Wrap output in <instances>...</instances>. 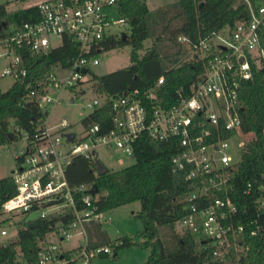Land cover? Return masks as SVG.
<instances>
[{
  "label": "built area",
  "instance_id": "2783aa9c",
  "mask_svg": "<svg viewBox=\"0 0 264 264\" xmlns=\"http://www.w3.org/2000/svg\"><path fill=\"white\" fill-rule=\"evenodd\" d=\"M243 1L249 17L235 26L215 30L197 41L184 34L178 37L187 49L186 59L203 62V71L188 86L179 87L175 97L165 95L161 75L143 93L128 89L118 96L97 95L86 104L92 113L110 101L113 126L106 132H101L103 123L87 124L83 119L82 129L75 131L70 119L62 117L54 125L45 119L37 139L29 141L24 135L27 143L11 174L16 193L4 200L0 196V246L19 238L20 225L30 221L32 213L36 215L33 219L54 222L37 259L29 261L20 253L14 261L0 264H96L104 255L115 254L110 244L93 245L86 231L87 224L111 222V211H101L95 203L94 183L71 185L67 167L78 155L101 160V149L114 154L116 148L134 157L135 143L144 134L172 141L179 148L172 157L173 167L186 171L190 190L185 197L188 212L177 225L212 246L214 255L225 264H246L227 256L244 250L241 234L246 230L251 235L264 234V175L246 184L245 191L257 195L255 215L247 225L239 222V206L229 193L233 190L232 167L246 142L240 131L241 83L252 79L253 69L264 63V0ZM38 5V21L24 22L9 35L0 36V56L7 60L3 76L25 80L29 71L18 49L47 52L62 45L65 35L77 43L76 54L67 65L57 66L36 86L28 83L30 98L49 117L47 106L61 103L66 95L74 104L79 92L85 93L81 81L87 79L91 65L100 63L103 42L129 34L131 21L121 12V0H46ZM56 39L61 43L53 45ZM69 133H74L73 139ZM12 228L15 236L10 235ZM79 236L73 247L64 249L60 244Z\"/></svg>",
  "mask_w": 264,
  "mask_h": 264
},
{
  "label": "trees",
  "instance_id": "16d2710c",
  "mask_svg": "<svg viewBox=\"0 0 264 264\" xmlns=\"http://www.w3.org/2000/svg\"><path fill=\"white\" fill-rule=\"evenodd\" d=\"M204 6L201 8V3ZM121 12L131 21V31L126 39H106L104 49L131 44V64L105 74H95L81 83H91L99 96H118L128 89L138 88L143 93L153 87L161 75L165 77L163 88L167 97L173 98L181 86H188L203 71V62L186 59L187 49L179 41L181 34L192 41L206 37L215 30H222L249 17L247 4L243 0H178L165 4L153 13L145 0H121ZM41 18L39 5L34 4L9 11L8 3L0 4V36L9 35L13 28L24 22H35ZM159 29L156 44L147 45L155 30ZM264 46V29L261 31ZM169 46L173 52H167ZM144 50L140 55L139 51ZM77 43L69 35L62 45L47 52H32L28 47L18 49L29 74L25 80H15L7 90L0 88V147L15 141L22 135L28 140L37 139L44 131L46 111L29 96L30 87L46 78L57 66L67 65L76 54ZM167 63H176L167 68ZM81 94V92H79ZM242 119L240 131L246 142L239 161L232 167L229 196L238 204V220L247 225L255 215L257 195L245 191L248 181L264 175V63L253 69V78L244 80L240 87ZM83 121L87 124L103 123L101 132L113 126V110L109 100L89 113ZM172 141L152 139L144 134L135 143L134 162L119 170H108L97 175L96 161L84 156H75L67 167V178L71 185L82 182L97 184L95 203L101 211L113 209L134 201L141 202L138 216L144 228L140 235L143 245L151 253L143 264H225L214 255V249L189 231L177 233L175 243L169 246L160 236V226L175 225L188 212L185 197L190 190V181L185 170H175L172 157L178 151ZM20 160V156H17ZM16 193L11 175L0 178V196L6 199ZM225 195V194H223ZM49 218H37L20 225L19 238L0 246V262H12L21 253L29 261L38 257L40 245L46 241L50 228ZM98 229L100 224L94 225ZM93 245L110 244L117 257L118 250L134 243L126 235L112 240L96 233ZM245 248L238 254L227 256L246 264H264V234L251 235L249 230L241 234ZM104 255L103 257H106Z\"/></svg>",
  "mask_w": 264,
  "mask_h": 264
},
{
  "label": "rangeland",
  "instance_id": "374dc122",
  "mask_svg": "<svg viewBox=\"0 0 264 264\" xmlns=\"http://www.w3.org/2000/svg\"><path fill=\"white\" fill-rule=\"evenodd\" d=\"M44 1L46 0H0V4L8 3L9 11H15L30 5L40 4ZM145 2L151 11L156 13L159 7L165 4L176 3L178 0H145ZM128 32L130 33V30H128ZM158 35L159 29L154 31L153 36L146 41L145 46L154 43L160 49L161 44L156 41ZM60 43V39H56L53 42V45H58ZM132 51L133 46L131 44H125L107 50L103 49L99 53V58L101 59L100 63L97 65H91V71L95 74L101 75L128 66L131 64ZM173 51L174 47L169 46L167 52ZM143 52L144 50H140V55H142ZM6 63L7 60L0 56V88L2 90H7L15 81L14 78L9 75H2ZM175 65L176 63H167L165 66L171 68ZM89 75L90 74L87 75V78ZM91 86V83H84V86H81L85 87V93L77 95L74 104L71 103V96L66 95L61 103L47 106L50 116L46 117V119L49 118L50 123L54 125L62 117H67L74 124L72 127L73 130H81L82 119L91 111V109L86 107V104L97 96ZM26 143V137L22 135L15 141L0 147V178L11 175L12 171L16 169L19 164L17 156L20 155L21 150ZM100 158L110 170H119L134 162V157L129 156L116 148L114 149V154H110L107 150L101 149ZM140 210L141 202L134 201L113 209L110 212L112 216L111 222H104L99 229L94 225H86V231L92 240L96 233H100V235L108 236L112 240L128 235L132 237L134 241L132 245L120 248L117 257H114V253H112L110 256L97 259L96 264H143L147 261L151 249L150 247H145L143 245L144 238L140 235V232L144 228L143 221L138 216ZM159 229L160 236L169 244V246H173L175 243V235L183 231V229L177 224L174 226L171 224L162 225ZM9 232L11 236H15L16 234L15 228L10 229ZM80 238L81 236L73 237L60 244L64 249L73 247L78 243Z\"/></svg>",
  "mask_w": 264,
  "mask_h": 264
},
{
  "label": "water",
  "instance_id": "95a60500",
  "mask_svg": "<svg viewBox=\"0 0 264 264\" xmlns=\"http://www.w3.org/2000/svg\"><path fill=\"white\" fill-rule=\"evenodd\" d=\"M203 6H204V3L202 2L201 3V8ZM6 25H7V23L6 22H3V23L0 24V28L4 27ZM123 39H126V34H123ZM86 71H87L86 68H83L82 69V72L86 73ZM67 136L70 139H73L74 138V133H69V134H67ZM96 164H97V171H98V174L99 175H103V174H105V173L108 172L109 168L101 160H97ZM91 191H92L93 194L98 193V191H99L98 185L97 184H94ZM35 216L36 215L34 213H32V214L29 215L28 219L31 220V219L35 218ZM115 255H116V253L114 254V256Z\"/></svg>",
  "mask_w": 264,
  "mask_h": 264
},
{
  "label": "crops",
  "instance_id": "0c3cea01",
  "mask_svg": "<svg viewBox=\"0 0 264 264\" xmlns=\"http://www.w3.org/2000/svg\"><path fill=\"white\" fill-rule=\"evenodd\" d=\"M9 7V6H8Z\"/></svg>",
  "mask_w": 264,
  "mask_h": 264
}]
</instances>
